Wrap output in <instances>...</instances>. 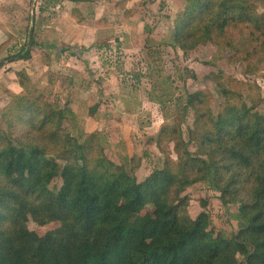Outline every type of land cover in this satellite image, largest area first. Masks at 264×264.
<instances>
[{
  "label": "trees",
  "instance_id": "obj_1",
  "mask_svg": "<svg viewBox=\"0 0 264 264\" xmlns=\"http://www.w3.org/2000/svg\"><path fill=\"white\" fill-rule=\"evenodd\" d=\"M222 1L186 0L175 18V43L186 49L196 39L224 38L254 56L259 39L264 49V14ZM30 56L26 45L10 59ZM223 94L228 98L215 113L209 93H189L181 121L166 123L150 140L164 165L142 181L112 161L94 136L83 142L72 136L64 109L40 96L17 98L2 114L10 132H0V201L24 211L47 205L50 195L46 216L63 226L40 235L0 214V264H236L238 252L246 264H264V115L237 90L224 87ZM189 109L195 121L185 139L181 123ZM61 153L76 164H60ZM58 176L64 183L53 194L49 184ZM212 176L221 201L238 203L246 224L232 239L214 236L206 211L192 218L186 209V189ZM147 205L153 211L142 213Z\"/></svg>",
  "mask_w": 264,
  "mask_h": 264
},
{
  "label": "rangeland",
  "instance_id": "obj_2",
  "mask_svg": "<svg viewBox=\"0 0 264 264\" xmlns=\"http://www.w3.org/2000/svg\"><path fill=\"white\" fill-rule=\"evenodd\" d=\"M185 2L0 0V132H10L2 116L5 108L22 96L31 100L40 96L66 111L64 126L72 136L81 142L94 136L112 161L142 181L164 165V155L150 140L166 123L181 121L189 93H209L210 107L217 113L228 98L223 88H233L264 115V49L259 39L254 56L235 41L228 45L224 38L196 39L193 47L182 48L173 33ZM222 3L264 14V0ZM234 33L238 41L240 33ZM26 45L29 59H10ZM27 86L38 92L27 91ZM70 103L74 109L68 111ZM194 121L189 109L181 123L185 139ZM191 150L196 153L194 146ZM56 159L62 165L76 164L64 153ZM63 183L61 176L55 177L49 188L57 194ZM184 195L192 218L208 213L215 237L232 239L246 227L239 204L221 201L213 176L189 186ZM5 200L0 201V214L14 225H25L40 235L63 226L60 219L46 216L47 205L53 208L50 195L42 203L47 205L33 204L24 211H11ZM153 209L147 205L142 213ZM236 259V264H246L247 255L238 252Z\"/></svg>",
  "mask_w": 264,
  "mask_h": 264
},
{
  "label": "crops",
  "instance_id": "obj_3",
  "mask_svg": "<svg viewBox=\"0 0 264 264\" xmlns=\"http://www.w3.org/2000/svg\"><path fill=\"white\" fill-rule=\"evenodd\" d=\"M71 109H74V104H73V103H70V104L68 105V111H70Z\"/></svg>",
  "mask_w": 264,
  "mask_h": 264
}]
</instances>
